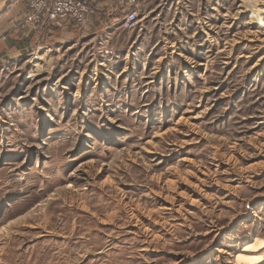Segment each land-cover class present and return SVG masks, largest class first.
Here are the masks:
<instances>
[{
	"label": "rangeland",
	"instance_id": "rangeland-1",
	"mask_svg": "<svg viewBox=\"0 0 264 264\" xmlns=\"http://www.w3.org/2000/svg\"><path fill=\"white\" fill-rule=\"evenodd\" d=\"M140 11L0 49V264H264V0Z\"/></svg>",
	"mask_w": 264,
	"mask_h": 264
},
{
	"label": "built area",
	"instance_id": "built-area-1",
	"mask_svg": "<svg viewBox=\"0 0 264 264\" xmlns=\"http://www.w3.org/2000/svg\"><path fill=\"white\" fill-rule=\"evenodd\" d=\"M149 0H116L114 24L125 31L137 29L139 13ZM29 10L26 18L32 24L68 22L78 29L94 25V18L103 16L98 0H28ZM109 24V25H114Z\"/></svg>",
	"mask_w": 264,
	"mask_h": 264
},
{
	"label": "crops",
	"instance_id": "crops-1",
	"mask_svg": "<svg viewBox=\"0 0 264 264\" xmlns=\"http://www.w3.org/2000/svg\"><path fill=\"white\" fill-rule=\"evenodd\" d=\"M19 3L12 5L10 10L4 12L0 18V49L2 51H20L19 46L23 43L22 40L25 39L26 35L29 37L26 40H31L32 42L38 40V36H50V34L58 31H64L63 27L65 22H59L55 24L44 23L42 25H30L25 23L24 26L16 27V23L27 18V4L20 0ZM99 8L103 10V16L101 18H94V25L89 28H97L101 25L114 24L113 16L115 15L114 6L116 5V0H98ZM149 3V2H148ZM25 22V20H24ZM69 23L66 22V25ZM20 25V24H19ZM23 25V23H22ZM65 27V26H64ZM28 28L29 33L26 34L24 29ZM56 28V30H55ZM60 28V29H59ZM73 30V28L71 29ZM60 33V32H59ZM33 37V38H32Z\"/></svg>",
	"mask_w": 264,
	"mask_h": 264
}]
</instances>
